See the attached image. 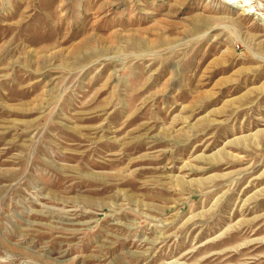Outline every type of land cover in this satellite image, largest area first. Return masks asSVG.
Masks as SVG:
<instances>
[{
  "label": "rangeland",
  "instance_id": "1",
  "mask_svg": "<svg viewBox=\"0 0 264 264\" xmlns=\"http://www.w3.org/2000/svg\"><path fill=\"white\" fill-rule=\"evenodd\" d=\"M247 1L0 0V264H264Z\"/></svg>",
  "mask_w": 264,
  "mask_h": 264
},
{
  "label": "bare ground",
  "instance_id": "2",
  "mask_svg": "<svg viewBox=\"0 0 264 264\" xmlns=\"http://www.w3.org/2000/svg\"><path fill=\"white\" fill-rule=\"evenodd\" d=\"M224 1H226V2H228L230 4L236 3L235 5L236 6H240V7L247 6L248 8H246V11H248V12L253 11V9L251 8V6L249 5L251 3H247V2H250V1H247V0H224ZM238 2H241V3L239 4Z\"/></svg>",
  "mask_w": 264,
  "mask_h": 264
}]
</instances>
